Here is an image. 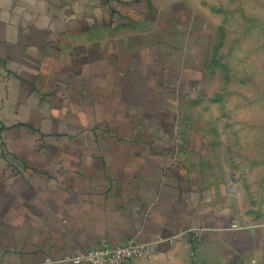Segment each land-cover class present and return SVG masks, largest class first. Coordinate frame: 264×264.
<instances>
[{
    "label": "crops",
    "instance_id": "0c3cea01",
    "mask_svg": "<svg viewBox=\"0 0 264 264\" xmlns=\"http://www.w3.org/2000/svg\"><path fill=\"white\" fill-rule=\"evenodd\" d=\"M253 4L0 0V264L129 240L153 256L127 264H262L264 230L233 228L228 192L261 135L195 121Z\"/></svg>",
    "mask_w": 264,
    "mask_h": 264
},
{
    "label": "rangeland",
    "instance_id": "374dc122",
    "mask_svg": "<svg viewBox=\"0 0 264 264\" xmlns=\"http://www.w3.org/2000/svg\"><path fill=\"white\" fill-rule=\"evenodd\" d=\"M253 5L254 10L261 5L262 16L250 20L253 29L243 40L237 35L230 46L225 43L224 50L215 59L216 67L219 66L218 77L216 68L214 80H210L205 90L204 105L196 111L195 121L205 126L251 123L256 129L252 131L253 136L261 135V146L255 144L259 137H253L251 162L236 163L228 192L236 204L237 221H249L264 230V4ZM227 38L225 35V40ZM241 92L247 93L250 108L241 106L244 100ZM233 101L240 104L229 107L228 103ZM215 132L210 130V134ZM261 263L264 264V256Z\"/></svg>",
    "mask_w": 264,
    "mask_h": 264
},
{
    "label": "built area",
    "instance_id": "2783aa9c",
    "mask_svg": "<svg viewBox=\"0 0 264 264\" xmlns=\"http://www.w3.org/2000/svg\"><path fill=\"white\" fill-rule=\"evenodd\" d=\"M245 222H238L233 228H247ZM153 249L150 244L129 240L122 244L104 241L98 247L76 254L70 258L73 264H127L135 257L151 258Z\"/></svg>",
    "mask_w": 264,
    "mask_h": 264
}]
</instances>
